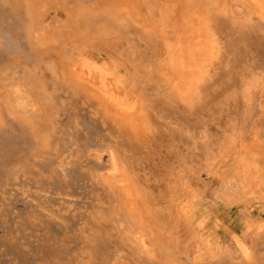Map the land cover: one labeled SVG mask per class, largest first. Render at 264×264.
Returning a JSON list of instances; mask_svg holds the SVG:
<instances>
[{
	"label": "rangeland",
	"instance_id": "374dc122",
	"mask_svg": "<svg viewBox=\"0 0 264 264\" xmlns=\"http://www.w3.org/2000/svg\"><path fill=\"white\" fill-rule=\"evenodd\" d=\"M244 1L193 4L203 18L218 7L220 20L181 33L182 0H0V239L21 242L0 244V264H36L43 245L74 246L84 225L102 228L99 264H264V47L241 49L238 23L259 24ZM70 56L106 80L89 86ZM72 69L135 115L72 94ZM179 73L191 84L173 94ZM252 82L254 116L243 109ZM74 248L62 264H77Z\"/></svg>",
	"mask_w": 264,
	"mask_h": 264
},
{
	"label": "bare ground",
	"instance_id": "6f19581e",
	"mask_svg": "<svg viewBox=\"0 0 264 264\" xmlns=\"http://www.w3.org/2000/svg\"><path fill=\"white\" fill-rule=\"evenodd\" d=\"M207 1H211V0H182V2H181V6H182V11H183V13L185 14L181 19H185L186 20V24H184V22H182V23H180L181 25H180V28H185V29H183V31L181 32V33H183V32H185V30H186V26H188L189 24V28H195L194 29V31H200V30H202V28H204L205 26H206V23H207V21L206 20H208L210 23L211 22H214L215 20L216 21H219L220 20V16H221V14H220V12L218 11V7H217V9H215V10H213L212 12H210V14L209 15H204L205 16V18H203V15H200L199 13H197V12H194L193 13V10H192V13H191V9H190V7L193 5V4H196V3H198V4H200V3H202V2H207ZM214 1V0H213ZM217 2V1H216ZM222 2V1H221ZM244 3L245 4H247V12L248 13H252V12H255L256 14H257V20H258V22H259V24L257 23V22H255V24L257 23L259 26L263 23L264 24V0H245L244 1ZM205 3H203V5H204ZM209 5H208V7L210 6V3H208ZM214 4V3H213ZM212 4V5H213ZM216 4H214V6H215ZM245 6V5H244ZM222 7V6H221ZM193 8H194V6H193ZM239 8V7H238ZM66 9V8H65ZM195 9H196V7H195ZM204 9H205V7H204ZM68 10V9H67ZM239 10V9H238ZM244 10H245V8H244ZM243 10V11H244ZM221 12L223 11V10H220ZM233 11V10H232ZM219 12V13H218ZM225 13H226V11H225ZM224 15H226V14H224ZM242 15V14H241ZM249 16L250 15H248V18H249ZM223 17V16H222ZM236 17V16H235ZM244 17V16H243ZM251 17V16H250ZM73 18V17H72ZM227 18V17H226ZM229 18V17H228ZM228 18H227V20H228ZM74 19H75V17H74ZM74 19H72L73 21H74ZM219 19V20H218ZM231 19V18H230ZM229 19V20H230ZM72 20H70V21H72ZM76 20V19H75ZM228 20V21H229ZM205 21V22H204ZM224 21H226V19L224 20ZM241 21V20H240ZM255 21V20H254ZM189 22V23H188ZM227 22V21H226ZM232 23H233V20L231 21ZM243 22V23H242ZM242 22L240 23H238L239 25H241L242 24V29H239L237 26V30H240L239 31V33L238 32H235V33H237L236 35H238V34H240V35H242L241 37H243V40H244V42H246V43H244V46H242L241 47V49H242V51H245V53L246 52H250V54L251 53H254V54H258V53H260L259 52V50H261L264 46H263V44H264V41H263V37H261L260 36V34L258 35L257 33L259 32V30H258V32L256 31H254L255 29L253 28V25H255V24H251L250 22H252L250 19L248 20L247 19V17H246V19L243 21V19H242ZM72 23V22H71ZM74 23H76V22H74ZM215 23V22H214ZM221 23V22H220ZM219 23V24H220ZM235 23V22H234ZM233 23V24H234ZM252 23H254V22H252ZM222 24V23H221ZM224 24H227V23H223L222 25H223V28L224 27H226V26H228L229 24H227L226 26H224ZM69 25V24H68ZM73 25V24H72ZM209 25H211V24H209ZM208 25V29H209V26ZM37 26V25H36ZM204 26V27H203ZM217 26V25H216ZM219 26V25H218ZM217 26V27H218ZM230 26V25H229ZM244 26L246 27V28H248L249 29V31H251V34L250 33H248V31L247 30H245L246 28H244ZM74 27V26H73ZM231 27V26H230ZM229 27V28H230ZM234 27V26H233ZM240 27V26H239ZM261 27H262V25H261ZM264 27V26H263ZM220 28V27H219ZM244 28V29H243ZM58 29V28H57ZM226 30H228L227 28H225ZM258 29H259V27H258ZM262 28H260V30H261ZM212 30V29H211ZM210 30V31H211ZM220 30H221V28H220ZM219 30V31H220ZM223 30V29H222ZM237 30H235V31H237ZM263 31H264V29H262ZM261 30V31H262ZM68 31V30H67ZM157 31H159V30H157ZM216 31V30H215ZM263 31H262V33H263ZM36 32V30L35 29H33L32 30V38H35L36 39V37H35V35L37 34V33H35ZM48 32V31H47ZM46 32V33H47ZM59 32V31H58ZM166 32V31H165ZM244 33H246V34H244ZM38 34H42V33H38ZM104 34V33H103ZM169 33H167V35H168ZM227 34V33H226ZM53 35V34H52ZM225 35V34H224ZM223 35V36H224ZM235 35V34H234ZM235 35V36H236ZM239 35V36H240ZM249 35H251L248 39H246L245 38V36H249ZM263 35V34H262ZM43 36V35H42ZM49 36H51V35H49ZM49 36H46V38L45 39H43V40H48L47 39V37H49ZM182 35H179V38L181 37ZM7 37V36H6ZM38 37V36H37ZM229 37V36H228ZM227 37V38H228ZM237 37V36H236ZM235 37V38H236ZM241 37H239V39H241ZM39 38H41V37H39ZM39 38H37V39H39ZM43 38V37H42ZM41 38V39H42ZM49 38H51V37H49ZM53 38V37H52ZM158 38H160V39H164L165 41L167 40V39H165V37H164V35H162V32H158ZM168 38V37H167ZM171 38H173V36L171 37ZM212 38V37H211ZM225 38V37H224ZM238 38V37H237ZM245 38V39H244ZM169 39H170V37H169ZM174 39V38H173ZM172 39V40H173ZM175 39H176V35H175ZM213 39V38H212ZM52 40H54V39H52ZM52 40H48V41H52ZM172 40H170V42H172ZM238 40V39H237ZM242 40V41H243ZM39 41V40H38ZM41 41V40H40ZM56 40H54L53 42H55ZM168 41V40H167ZM175 41V40H174ZM176 41H177V39H176ZM233 41V40H232ZM234 41H236V40H234ZM239 41V40H238ZM44 42V41H43ZM185 42V41H184ZM222 42V41H221ZM223 42H224V40H223ZM226 42H228V41H226ZM230 42H231V40H230ZM237 42V41H236ZM240 42V41H239ZM36 43H37V41H36ZM40 43V42H39ZM42 43V42H41ZM181 43V42H180ZM225 43V42H224ZM241 43H243V42H241ZM169 44V43H168ZM171 44V43H170ZM150 45V44H149ZM203 45V44H202ZM232 45V44H231ZM236 45V44H235ZM160 46H161V44H160ZM168 46V45H167ZM170 46V45H169ZM168 46V47H169ZM173 46V45H172ZM199 47H201V46H199ZM198 47V48H199ZM219 47V46H218ZM217 47V48H218ZM228 47H230V46H228ZM232 48L234 47L235 48V46L233 45V46H231ZM160 48V47H159ZM206 48V47H205ZM238 48V47H237ZM236 48V49H237ZM240 48V47H239ZM252 48H255L256 49V51L259 49V48H261V49H259L257 52H254V51H252L253 49ZM167 49V48H166ZM216 49V48H215ZM219 49V48H218ZM62 50H64L63 48H62ZM178 50V49H177ZM182 50H184V49H182ZM224 50V49H223ZM229 50V49H228ZM234 50V49H233ZM222 51V50H221ZM236 51V50H235ZM239 51V50H238ZM220 52V51H219ZM228 52V51H227ZM227 52H225V53H227ZM229 52H231V51H229ZM183 53H184V51H183ZM235 53H237V52H235ZM240 52H238V54H239ZM244 53V54H245ZM249 54V55H250ZM253 54V55H254ZM69 55H71V56H77V55H74V53L72 54V52H70V54ZM68 55V56H69ZM81 55V53L79 54L78 53V56H80ZM85 55V54H84ZM234 55V54H233ZM233 55H232V57H233ZM246 55V54H245ZM245 55H243L242 56V54H241V56L242 57H246ZM70 56V58H72ZM77 56V57H78ZM191 56H193V55H191ZM227 56V55H226ZM231 57V56H230ZM236 57V56H235ZM235 57H233V59L235 58ZM238 57H240V55L238 56ZM213 58V57H212ZM221 58V57H220ZM219 58V59H220ZM85 59H88V58H85ZM226 59V58H225ZM231 60V63H232V61H233V64L234 63H236V62H238L237 60H236V62H234V60ZM72 60H74V61H72ZM79 60H80V57L79 58H72L70 61H72V62H74L75 64H76V62L78 61L79 62ZM91 60V59H90ZM89 60V61H90ZM194 60H195V57H194ZM246 60H248V59H246ZM67 61V60H66ZM69 61V60H68ZM70 61H69V63H70ZM80 61H82V60H80ZM240 61V60H239ZM251 61V60H250ZM256 61V60H255ZM263 61V60H262ZM221 62H222V60H221ZM229 62V61H228ZM243 62V61H242ZM246 62V61H245ZM73 63V64H74ZM88 63V62H87ZM87 63H82V62H79V67H80V69L79 70H81L82 72H77L78 74H82L83 72H84V70L85 69H87V71L86 72H89V73H87L86 75H88L89 77H87V78H85V80H87L88 78V80H87V82L89 83V86L90 85H93V83H97V82H95L98 78L99 79H102L103 81L104 80H106L105 79V76H106V74H103V73H100V75L98 74L97 75V73L95 72V70H94V72H91V67L87 64ZM91 63V62H90ZM102 63V62H101ZM241 63V62H240ZM247 63V62H246ZM72 64V63H71ZM74 64V65H75ZM95 64V63H94ZM217 64V63H216ZM221 64V63H220ZM219 64V65H220ZM228 64V63H227ZM250 64V63H249ZM259 64V63H258ZM65 65H67V63L65 64ZM100 65H102V64H100ZM103 65H104V62H103ZM102 65V66H103ZM160 65V64H159ZM222 65V64H221ZM229 65V64H228ZM241 65V64H240ZM68 67L66 68V70H65V73H67L68 71H70V69H69V67L71 68V66H69V65H67ZM73 66V65H72ZM95 66V65H94ZM161 66V65H160ZM230 66H231V64H230ZM243 66V65H242ZM244 66H245V64H244ZM97 67H98V65H97ZM97 67H95L96 68V71H98L97 70ZM191 67V66H190ZM251 67V66H250ZM249 67V68H250ZM75 68V67H74ZM77 68H78V65H77ZM94 68V67H93ZM94 68V69H95ZM102 68V67H101ZM160 68V67H159ZM221 68V67H220ZM239 68V67H238ZM244 68V67H243ZM245 68H246V66H245ZM99 69V68H98ZM105 69H106V66H105ZM161 69H162V67H161ZM165 69V68H164ZM191 69V68H190ZM227 69V68H226ZM251 69V68H250ZM78 70V69H77ZM78 70V71H79ZM93 70V69H92ZM100 70V69H99ZM107 70H108V68H107ZM158 70V69H157ZM169 70V69H168ZM239 70V69H238ZM241 70V69H240ZM252 70V69H251ZM76 70H74L73 71V69H72V73H73V76H71V74H69V77H68V83H66V82H64V81H60V82H64L65 84H66V88L68 89V90H70L71 91V93L72 94H77L78 92H79V90L80 89H84V90H86L88 93H90V94H92V95H94L100 102H101V104L105 107V108H110V109H112L114 112H113V114L114 115H116V116H118V117H122L124 120H125V122H126V120L127 119H129V118H131L132 116H134L135 114H133L132 112H128V111H125L123 108H121V107H119L117 104V101L115 100V99H111V98H108V97H106V95H104L103 93L101 94L100 92H98V90L96 91V89L95 90H93L91 87H89V86H87L84 82L82 83L81 82V78H78V75H76V73H74ZM159 71V70H158ZM157 71V72H158ZM229 71V70H228ZM253 71V70H252ZM251 71V72H252ZM154 72V71H153ZM163 72H164V70H163ZM189 72V71H188ZM231 72V71H230ZM250 72V71H249ZM109 73V72H108ZM166 73H167V71H166ZM171 73V72H170ZM190 74L191 73H193V71L192 72H189ZM253 73V72H252ZM84 74H85V72H84ZM169 74V73H168ZM246 74V73H245ZM185 75V76H184ZM187 74H185V73H179V74H177L176 75V79H180L179 81H175L174 82V85L172 86V87H170V90H171V88H172V90H171V92L174 94V93H176V91H178L179 93H182L183 92V89H185L186 88V86H188V84L190 85L191 84V81H190V79L189 78H187V77H189V76H186ZM235 75V74H234ZM247 75V74H246ZM249 75H251V74H249ZM253 75H255V74H253ZM108 76V75H107ZM194 76V75H193ZM242 77H243V75H241ZM80 77V76H79ZM192 77V75L190 76V78ZM249 77V76H248ZM64 78V77H63ZM182 78V79H181ZM183 78H187L186 79V81L184 80L183 81ZM244 78V77H243ZM245 78H247V76L245 77ZM251 78H253V77H251ZM258 77L256 76V82H257V84H260L258 81L260 80V79H257ZM174 79V78H173ZM91 80H92V82L93 83H91ZM171 80V79H170ZM188 80V81H187ZM212 80V79H211ZM72 81V83H70ZM190 81V82H189ZM223 81V80H222ZM252 81H254V79L252 80ZM171 82V81H170ZM213 82V81H212ZM64 83L62 84V86L64 85ZM218 83V82H217ZM104 84V83H103ZM211 84V83H210ZM61 85V84H60ZM222 85V84H221ZM252 85V86H251ZM251 85H249V87H250V92L248 91V99H245L244 100V105H245V108H243V109H245V111L244 112H246L247 114L246 115H249L248 113H257V111H258V108H256L257 106H256V103H254L253 101L255 100V88L257 87V86H255V82H252L251 83ZM254 85V86H253ZM95 86V85H94ZM212 86H214V85H212ZM262 86V85H261ZM228 87V86H227ZM251 87H252V89H251ZM179 88V89H178ZM215 88V87H214ZM259 88V87H258ZM212 89V88H211ZM257 89V88H256ZM104 90V89H103ZM106 90V89H105ZM216 90V89H215ZM263 90H264V88H263ZM219 91V90H218ZM258 91V90H257ZM256 91V92H257ZM214 92V91H213ZM262 92V91H261ZM216 93V92H215ZM262 94H264L263 92H262ZM211 95V94H210ZM261 96V95H260ZM264 97V96H263ZM89 99V98H88ZM264 99V98H263ZM22 101V100H21ZM20 102V101H19ZM18 105H19V103H17ZM21 105H22V102H21ZM21 105H20V107H21ZM122 105V104H121ZM19 107V106H18ZM24 107V106H23ZM241 114V113H240ZM239 114V115H240ZM252 116V115H251ZM253 116H254V114H253ZM122 118H120V119H117L116 120V123H118V122H120L121 121V119ZM243 118H245V117H243ZM244 122V121H243ZM3 123V122H2ZM251 123V122H250ZM248 124V123H247ZM144 125V124H143ZM243 125V124H242ZM34 126V125H33ZM117 127H119L118 125H116ZM139 127H141V125L139 124V125H134L133 127H132V129H127L126 131H133V129H135L136 130V128L138 129ZM243 127V126H242ZM246 128V127H245ZM16 132V131H15ZM133 132H135V131H133ZM132 132V133H133ZM69 135V134H68ZM133 135V134H132ZM132 137H134V136H132ZM131 138V137H130ZM129 138V139H130ZM140 139V138H139ZM130 141V140H129ZM9 142H10V140H9ZM139 143H140V141H139ZM132 144V143H131ZM14 145V144H13ZM138 145V144H137ZM136 145V146H137ZM4 146V145H3ZM10 146V145H9ZM4 147H6V146H4ZM133 147V146H132ZM138 147V146H137ZM143 147V146H142ZM244 147V146H243ZM255 148V147H254ZM210 149V148H209ZM236 149V148H235ZM26 150V149H25ZM200 150V149H199ZM204 150V149H203ZM79 151V150H78ZM209 151V150H208ZM221 151V150H220ZM255 151V150H254ZM238 152V151H237ZM236 152V153H237ZM257 152V151H256ZM255 152V153H256ZM87 154V153H86ZM210 154V153H209ZM228 154V153H227ZM226 154V155H227ZM252 154V153H251ZM250 154V155H251ZM257 154V153H256ZM258 154H260V153H258ZM237 155H239V154H237ZM253 156V155H252ZM19 157V156H18ZM45 157V156H44ZM207 157V156H206ZM225 157V156H224ZM226 158V157H225ZM252 158V157H251ZM251 158H250V162H251ZM204 159V158H203ZM227 159V158H226ZM245 159V157L243 158V160ZM264 159V158H263ZM255 160V159H254ZM210 160H208L207 162H209ZM221 161H222V159H221ZM237 161V160H236ZM257 161V160H256ZM45 162V161H44ZM220 162V161H219ZM223 162V161H222ZM227 162V161H226ZM27 163V162H26ZM49 163V162H48ZM214 163H216L217 164V162H214ZM213 163V164H214ZM254 163V162H253ZM253 163H250V166H251V164L253 165ZM216 164H214L212 167H214V168H216L215 166H216ZM231 164V163H230ZM236 164V163H235ZM244 164H245V162H244ZM21 166V165H20ZM249 166V165H248ZM222 167V166H221ZM221 167H218L219 169L221 168ZM234 167V166H233ZM245 167V166H244ZM252 167V166H251ZM214 168H212L213 170H214ZM217 168V169H218ZM239 168V167H238ZM241 168H242V166H241ZM246 168V167H245ZM235 169V168H234ZM243 169V168H242ZM253 169V168H252ZM259 169V168H258ZM240 171V170H239ZM242 171V170H241ZM243 172V171H242ZM54 173V172H53ZM252 173V172H251ZM50 174V173H49ZM56 174V173H55ZM96 174V173H95ZM242 174H244V173H242ZM242 174H240V175H242ZM249 174V173H248ZM31 175V174H30ZM61 176V175H60ZM100 177V176H99ZM246 177V176H245ZM57 178V177H56ZM244 178V177H243ZM255 178V177H254ZM259 178V177H258ZM46 179V178H45ZM100 179V178H99ZM59 180V179H58ZM101 180V179H100ZM240 180H242V179H240ZM263 180V179H262ZM69 181V180H68ZM76 181V180H75ZM247 181V180H246ZM255 181V180H254ZM261 181V180H260ZM100 182V181H99ZM102 182V181H101ZM257 182V181H256ZM35 183V182H34ZM255 183V182H254ZM95 184V183H94ZM93 184V185H94ZM242 184H244V183H242ZM252 184H253V182H252ZM33 185V184H32ZM43 185V184H42ZM251 185V184H250ZM12 186V185H11ZM42 187V186H41ZM111 187V186H110ZM43 188V187H42ZM258 189V188H257ZM40 190V189H39ZM56 192V191H55ZM113 193H114V191H113ZM32 195V194H31ZM120 195V194H119ZM18 197V196H17ZM120 197V196H119ZM115 199V198H114ZM38 200V199H37ZM119 201V200H118ZM7 202V201H6ZM5 202V203H6ZM115 204V203H114ZM118 205V204H117ZM123 205V204H122ZM116 206V205H115ZM138 206H139V203H138ZM96 207V206H95ZM112 208V207H111ZM148 208V207H147ZM116 209V208H115ZM141 209V208H140ZM78 210V209H77ZM23 211V210H22ZM29 211V210H28ZM113 211H115V210H113ZM131 211H132V209H131ZM130 211V212H131ZM103 212V211H102ZM128 212H129V210H128ZM127 211H126V213H128ZM133 212V211H132ZM131 212V213H132ZM25 213V212H24ZM60 213V212H59ZM87 213V212H86ZM96 213V212H95ZM109 213V212H108ZM117 213V212H116ZM125 213V212H124ZM97 214V213H96ZM118 214V213H117ZM41 215V214H40ZM85 215V214H84ZM126 215V214H125ZM134 214H131V216H133ZM118 216V215H117ZM37 217V216H36ZM52 217V216H51ZM108 217V216H107ZM167 217V216H166ZM120 218H121V216H120ZM131 218H133V217H131ZM90 219V218H89ZM115 219V218H114ZM53 220V219H52ZM83 220V219H82ZM131 220V219H130ZM137 220V219H136ZM94 221V220H93ZM120 221H121V219H120ZM124 221V220H123ZM127 221V220H126ZM129 221V220H128ZM58 222V221H57ZM136 222V221H135ZM85 224V223H84ZM88 224H90V223H88ZM111 224V223H110ZM134 224V223H133ZM138 224V223H137ZM141 224V223H140ZM94 225V224H93ZM96 225V224H95ZM57 226V225H56ZM59 226V225H58ZM89 226V225H88ZM82 226L79 230H78V234H77V236H73V238L76 240V242L74 243L72 240H74V239H71V240H68V241H72L73 243H74V246H70V245H67L68 244V242H67V244H62V246H61V244H59V246L56 244V243H53V244H51V245H49V246H46V245H43L42 247L43 248H45V249H47L48 248V250L44 253V254H41V255H39L37 258H35V261H36V264H62V262H61V252H62V250L64 249V250H66L68 253H69V250L72 248V247H76V246H78L80 249H79V252L74 248V251H77L78 253H76V255H75V252H74V260H76V262H77V264H80V263H82V264H99V261H100V263H101V261L102 262H104V260H105V258H103L105 255H106V253H105V255L103 256V257H101L102 255H101V252L103 253V248H105V245H107V243H105V239H104V237H103V239H104V242H103V240H102V243L101 244H99L100 242H101V240L99 241L98 240V237L101 239V236H102V234H101V236L99 235L100 233H101V231H100V229H102L101 227H100V229L98 228V226L96 227V226ZM102 226V225H101ZM111 226V225H110ZM125 228V227H124ZM137 228V227H136ZM36 229V228H35ZM40 229H42V228H39V230ZM44 229V228H43ZM105 229V228H104ZM108 229V228H107ZM138 229V228H137ZM143 229V228H142ZM44 230H46V228L44 229ZM12 231H14V230H12ZM28 231V230H27ZM51 231V230H50ZM49 231V232H50ZM75 231H77V230H75ZM30 232V231H29ZM32 232V231H31ZM41 234H42V232H41ZM53 235V234H52ZM74 235V234H73ZM76 235V234H75ZM103 235H105L104 233H103ZM106 235H108V234H106ZM20 237V236H19ZM48 237V236H47ZM53 237V236H52ZM65 237V236H64ZM106 237V236H105ZM24 238V237H23ZM31 238H32V236H31ZM51 238V237H50ZM71 238V237H70ZM107 238V237H106ZM35 239V238H34ZM39 239V238H38ZM47 239V238H46ZM52 239V238H51ZM61 239V238H60ZM69 239V238H68ZM23 240V239H22ZM64 240V239H63ZM62 240V241H63ZM67 240V239H66ZM108 240V239H107ZM47 241H49L48 239H47ZM51 241V240H50ZM53 241V240H52ZM56 241V240H55ZM40 242H42V241H40ZM23 243V242H22ZM25 243V242H24ZM42 243H44V242H42ZM49 243V242H48ZM66 243V242H65ZM0 244L1 245H3L4 247H6V248H14V249H17L18 248V246L19 245H21V242H19V240H18V238H14V236H13V238H10L9 237V239L8 238H1L0 239ZM26 244V243H25ZM24 244V245H25ZM30 244H32V243H30ZM71 244V243H70ZM0 245V246H1ZM56 245V246H55ZM25 248V247H24ZM28 248V247H27ZM107 248V247H106ZM105 248V249H106ZM102 249V250H101ZM42 250V249H41ZM40 250V251H41ZM27 251H29V249L27 250ZM31 251V250H30ZM64 252V253H67V252ZM71 251H73V250H71ZM109 251V250H108ZM108 251H106V252H108ZM100 252V253H99ZM41 253H43V252H41ZM63 253V254H64ZM70 253H72V252H70ZM32 254H33V252H32ZM71 255V254H70ZM5 256V255H4ZM3 256V257H4ZM32 256V255H31ZM65 256H66V254H65ZM69 256V255H68ZM107 256V255H106ZM105 256V257H106ZM73 257V256H72ZM108 257H109V255H108ZM108 257H107V260H108ZM13 258V257H12ZM77 258V259H76ZM62 259H63V257H62ZM117 259V258H116ZM65 260V259H64ZM107 260H105V261H107ZM28 261V260H27ZM73 260H71V262H72ZM65 262V261H64ZM67 262V261H66ZM111 262V261H110ZM21 263V262H20ZM24 263H26V262H24ZM23 263V264H24ZM75 263V262H74ZM18 264V263H17ZM72 264V263H71ZM102 264H104V263H102ZM105 264H106V262H105ZM217 264H220L219 262L217 263Z\"/></svg>",
	"mask_w": 264,
	"mask_h": 264
}]
</instances>
